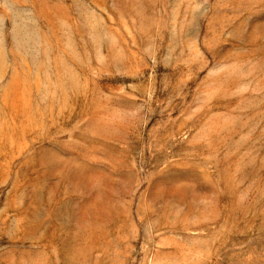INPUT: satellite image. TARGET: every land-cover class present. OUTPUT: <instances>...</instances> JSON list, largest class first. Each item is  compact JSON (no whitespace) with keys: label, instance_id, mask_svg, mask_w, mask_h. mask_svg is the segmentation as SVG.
I'll return each mask as SVG.
<instances>
[{"label":"rangeland","instance_id":"obj_1","mask_svg":"<svg viewBox=\"0 0 264 264\" xmlns=\"http://www.w3.org/2000/svg\"><path fill=\"white\" fill-rule=\"evenodd\" d=\"M0 264H264V0H0Z\"/></svg>","mask_w":264,"mask_h":264}]
</instances>
